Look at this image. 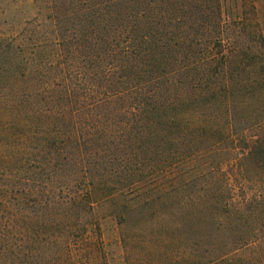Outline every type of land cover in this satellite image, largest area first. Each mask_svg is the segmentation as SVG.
<instances>
[{
    "label": "trees",
    "instance_id": "1",
    "mask_svg": "<svg viewBox=\"0 0 264 264\" xmlns=\"http://www.w3.org/2000/svg\"><path fill=\"white\" fill-rule=\"evenodd\" d=\"M263 4L57 0L49 56L0 33V264H264Z\"/></svg>",
    "mask_w": 264,
    "mask_h": 264
},
{
    "label": "rangeland",
    "instance_id": "2",
    "mask_svg": "<svg viewBox=\"0 0 264 264\" xmlns=\"http://www.w3.org/2000/svg\"><path fill=\"white\" fill-rule=\"evenodd\" d=\"M56 1L57 0H0V33L18 40L28 39L27 42L29 43H32V41L42 42L45 46L44 52L47 50L49 56L50 51L56 52V44L60 39L59 26L54 17L51 19L55 13L53 10ZM238 1L225 0L226 12L229 13V11H231L235 13L237 11L236 2ZM262 8L264 10V4ZM241 10L243 11V8ZM244 11L243 13L251 20L253 18L251 9L247 7ZM13 57L14 53H5L0 55V61L3 62V64L9 63L11 66L13 64V62H11ZM17 62L18 61L15 63ZM113 209L110 203L106 205V201L96 205V215L102 223L105 240L109 242L114 239L117 234L116 219L106 216L110 214ZM144 220L145 219L139 217V215L130 216L129 219L127 216V223H125L124 230L130 233L137 228H144L146 227ZM159 223L161 222L159 221Z\"/></svg>",
    "mask_w": 264,
    "mask_h": 264
}]
</instances>
